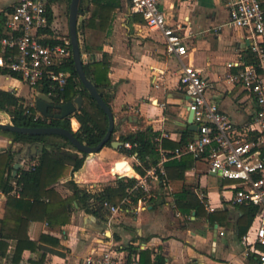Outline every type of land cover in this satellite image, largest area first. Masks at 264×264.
<instances>
[{
  "label": "crops",
  "instance_id": "1",
  "mask_svg": "<svg viewBox=\"0 0 264 264\" xmlns=\"http://www.w3.org/2000/svg\"><path fill=\"white\" fill-rule=\"evenodd\" d=\"M16 2L12 0L0 6V14L10 7L13 9ZM111 3L116 7L107 15L105 24L97 17L92 26L78 32L80 49H83L81 53L90 56L89 62L105 59L109 63L110 84L102 87L101 91L114 117L112 140L123 142L122 137L151 127L156 132L157 164L160 148L172 151L179 147L164 148V140L178 144L183 131L189 129V97L179 86L181 63L166 52L162 35L149 31L141 15L131 11L129 0H111ZM55 4L51 5L53 19L46 32L54 37L69 34L68 25L65 31L61 18L57 17ZM82 6L81 23L100 10L92 0H82ZM160 8L170 25L180 24L191 30L192 34L185 39L187 54L182 62L200 68L212 82L208 99L215 101L237 126L246 123L257 109L256 103L239 85L230 83L226 74L236 71V68L227 67L228 62L240 59L248 62L249 54L253 60L250 33L226 24L229 14L223 0H161ZM81 36L84 37L83 48ZM0 90L13 92L30 106L34 105L39 94L37 88L2 68ZM1 112L5 111H0V116H3ZM69 120L72 132L78 131L80 123L74 114L69 116ZM7 122L11 121L0 120V123ZM190 131L193 135L196 132ZM32 144L17 143L0 136V151L11 147L14 152L13 175L17 169H27L32 162L37 163L42 151L36 147L33 153ZM74 148L66 147V150L83 157L85 169L82 170L83 165L78 170L70 169L66 176L52 185L64 198L74 195L76 187L94 193L102 186L114 185L116 181L93 185L89 181L102 178L108 167L119 161L126 160L134 172L133 176L122 175V178L135 180L145 173L146 168L155 165L145 167L138 157L122 152L125 149L121 145L117 149L111 144L104 145L97 153L88 155ZM184 155L164 162L163 181H154L152 195L146 197L144 208H139V200L145 198L144 193L135 191L139 194L134 200L135 192L129 194L128 188L115 212L104 205L105 201L101 210L93 212L97 207L92 198L89 200L90 210L86 211L73 198L68 223L50 226L44 217H40L31 220L27 226L26 234L31 240L37 245L52 247L56 252L41 247L25 249L14 261L17 258V241L6 239L8 248L4 254L0 252V264H86V257L97 255L107 247L116 249L123 256L138 254L141 259L145 256L143 260L149 264H258L259 257L253 252L246 253L241 243L250 226L240 235L246 221L243 205L232 202L236 181L210 174L207 163L193 157L188 161L191 166L181 177L178 169L165 168V163L171 159L180 160ZM15 165H19L18 168ZM138 167L144 172H138ZM11 182L13 190L9 195L19 197L21 187L14 179ZM7 196L0 190V219L4 216ZM190 199L199 202V212L195 209L188 213L180 210L179 204L184 206ZM44 236L49 241L42 239ZM55 240L57 243L54 245L52 242ZM158 259L162 262H157Z\"/></svg>",
  "mask_w": 264,
  "mask_h": 264
},
{
  "label": "built area",
  "instance_id": "2",
  "mask_svg": "<svg viewBox=\"0 0 264 264\" xmlns=\"http://www.w3.org/2000/svg\"><path fill=\"white\" fill-rule=\"evenodd\" d=\"M129 1L131 11L141 15L149 31L162 35L166 52L180 61L179 86L189 97L188 109L194 112L197 131L172 151L160 148L159 162L146 168L128 188V193L141 190L145 198L139 200V208H144L146 197L152 195L154 181H163V165L168 159L190 154L195 160L206 162L210 174L236 181L233 204L257 206V213L241 243L246 253H255L264 264V0H223L229 14L226 24L245 29L253 40L252 61L240 59L227 63L229 69L236 68V71H228L226 79L246 91L257 106L251 118L240 126L215 101L208 99L207 93L213 84L201 69L182 62L187 54L185 39L192 34L191 30L180 24L170 25L160 8L161 0ZM47 3V0H17L11 11L0 14V68L34 88L39 83H47L48 92L38 89V93L52 98L67 83L70 73L61 66L72 57V49L67 35L54 37L46 32L50 28ZM49 39L60 42L50 43ZM81 58L83 62L90 60L87 53H81ZM2 115L11 121L9 113ZM33 118L43 116L36 111ZM134 145L123 141L121 146L132 149ZM133 155L137 157L136 153ZM117 164H111L102 178L89 181L91 185L122 178L119 171H113ZM30 165L35 166V162ZM104 205L112 212L118 209L108 201ZM84 261L86 264H144L138 254L123 256L112 247L89 255Z\"/></svg>",
  "mask_w": 264,
  "mask_h": 264
},
{
  "label": "trees",
  "instance_id": "3",
  "mask_svg": "<svg viewBox=\"0 0 264 264\" xmlns=\"http://www.w3.org/2000/svg\"><path fill=\"white\" fill-rule=\"evenodd\" d=\"M47 1L49 22L53 19L52 4L65 1L69 6L70 2V0ZM92 2L97 4L100 10L98 14L93 13L88 21L80 23L77 28L78 32L88 26H92V21L97 17H100L102 23L105 24L109 17L107 15L116 7V5L111 3V0H92ZM11 10V7L7 9V11ZM81 10L83 11L82 5ZM47 31L49 30L47 29ZM67 36L69 37V34H67ZM47 41L50 43L60 42L57 39H49ZM248 57L249 59L247 61H252V54H249ZM61 68L68 70L70 75L63 90L58 92L56 96H53L52 99L55 103H63L73 99L77 94L83 96L84 102L82 108L74 113V117L79 121L80 127L78 131L73 133L82 143L88 146H95L102 140L107 132L108 117L80 82L74 69L72 57L65 62ZM84 70L86 76L96 85L103 99L108 104L107 98H105L101 91L102 87L110 84L108 77L109 63L107 60L103 59L100 61L85 62ZM36 88L44 93H47L49 90L45 82L37 84ZM0 111L9 113L11 115V123L18 126H61L72 131L69 117L63 119L54 117L34 119L33 116L36 112L35 108L30 105H25L23 99L10 91L0 90ZM49 111L51 113L59 112L57 109H49ZM155 135L156 132H154L151 127H148L143 131H138L129 136L122 137V141H130L135 145L132 149L121 150L122 147L120 150L127 154L136 153L142 165L145 167L155 164L159 154L156 149L157 144L154 141ZM192 135V131L185 129L178 144L164 140L163 147L173 149L177 145L181 146L186 143ZM0 136L7 137L13 142L22 144H32L34 142H41L44 144V148L35 166L27 169L19 168L15 175H13L14 167L12 163L14 160V152L12 148L10 147L0 151V190L8 195L4 216L0 219V252L4 254L8 248L6 239H15L17 241L15 252L17 258H14V261L20 258V255L25 249L35 250L41 247L45 250L56 252L52 247L37 245L35 241L27 236L26 230L28 223L34 220V218L44 217L47 224L50 226L66 224L70 220L69 206L73 198H76L86 211L90 210L89 200L92 198L97 207V209H93V212H97L102 209L101 204L103 201H108L117 205L121 199L127 195V188L131 187L136 181L134 178L123 177L116 180L114 185L108 184L102 186L94 193H90L84 188L76 187L74 195L64 198L52 187V185L60 178L66 176L70 169L78 170L81 168L84 162L83 157H79L75 152L66 150V147L74 148L67 138L61 135H33L3 129H0ZM111 140L112 136L105 145H110ZM190 159H192L190 154L184 155L180 160L171 159L165 163V168L178 169V176L181 177L183 172L191 166V162L188 163ZM137 170L141 173L144 172L140 167H138ZM169 177L173 178V175L169 174ZM12 179L21 187L19 197L9 195L13 190ZM138 194V192L133 193L134 200H136ZM179 207L184 213H188L192 209L199 212L201 209L199 202L191 199L184 206L179 204ZM257 209V206L254 205H243V218H245L246 223L243 228L244 231H240V235L244 234L249 226H251ZM43 238L49 241V238L46 236L42 237V239ZM52 243L55 245L57 242L55 240ZM144 257L145 256H142L140 260L144 264H149L146 260H143ZM157 262H162V260L158 259ZM258 264H261V262Z\"/></svg>",
  "mask_w": 264,
  "mask_h": 264
},
{
  "label": "water",
  "instance_id": "4",
  "mask_svg": "<svg viewBox=\"0 0 264 264\" xmlns=\"http://www.w3.org/2000/svg\"><path fill=\"white\" fill-rule=\"evenodd\" d=\"M82 0H70L69 2V13H68V29L69 37L71 42L72 49V59L74 64V69L78 75V78L82 85L86 88L88 93L96 100L99 106L104 110L108 117V129L105 136L102 140L95 146H88L85 143H82L72 131L65 127L61 126H37V127H25L18 126L11 122L0 123V129L9 130L13 132L27 133L33 135H61L67 138L70 143L80 152L88 155L94 154L101 150L107 141L110 140L112 132L114 130V117L110 106L103 99L96 85L86 76L84 70V63L81 58V49L78 38V24L83 20L82 10H81ZM84 98L81 94H77L73 99L63 102L55 103L52 98L48 97L45 94L39 93L36 95L34 101V108L38 111L43 117L46 118H58L63 119L71 116L75 112L79 111L83 106ZM49 109H57L59 112L51 113ZM5 115L4 112H1ZM194 112L190 110L188 123L189 129L197 131V125L193 123ZM110 144L114 148H118L122 145L121 141L111 140ZM36 147H39L40 151L44 148V145L39 142H34L31 145L33 153L36 152ZM120 162L119 164H121ZM19 165H15V168H18ZM85 169V163L82 166V170Z\"/></svg>",
  "mask_w": 264,
  "mask_h": 264
},
{
  "label": "rangeland",
  "instance_id": "5",
  "mask_svg": "<svg viewBox=\"0 0 264 264\" xmlns=\"http://www.w3.org/2000/svg\"><path fill=\"white\" fill-rule=\"evenodd\" d=\"M11 1L12 0H0V6H2V5L5 6L7 3L11 2ZM54 10L58 13V16L57 17H60L61 18V21L60 22L63 24V27H65V31L68 30L67 29V25H68V13H69L68 4L65 1L64 2H61V3H56L54 5ZM67 34H68V32H67ZM82 36L80 38L82 39L81 42H83V44H82L83 45L82 48H83L85 46V43H84V40H83L84 37H82ZM0 120H6V118L0 116Z\"/></svg>",
  "mask_w": 264,
  "mask_h": 264
},
{
  "label": "bare ground",
  "instance_id": "6",
  "mask_svg": "<svg viewBox=\"0 0 264 264\" xmlns=\"http://www.w3.org/2000/svg\"><path fill=\"white\" fill-rule=\"evenodd\" d=\"M119 162H122V163L121 164L118 163L116 168L115 167L113 168V171L117 170L122 175H128V176H133L134 175L133 170L131 169L130 165L127 163L126 160H122V161H119Z\"/></svg>",
  "mask_w": 264,
  "mask_h": 264
}]
</instances>
